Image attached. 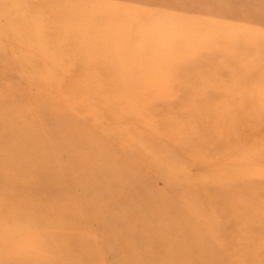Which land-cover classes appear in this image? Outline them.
Wrapping results in <instances>:
<instances>
[{"label":"rangeland","instance_id":"1","mask_svg":"<svg viewBox=\"0 0 264 264\" xmlns=\"http://www.w3.org/2000/svg\"><path fill=\"white\" fill-rule=\"evenodd\" d=\"M18 116L59 219L48 247L35 220L0 236L19 264H264V0H0Z\"/></svg>","mask_w":264,"mask_h":264},{"label":"bare ground","instance_id":"2","mask_svg":"<svg viewBox=\"0 0 264 264\" xmlns=\"http://www.w3.org/2000/svg\"><path fill=\"white\" fill-rule=\"evenodd\" d=\"M48 46L51 49L56 47L52 44ZM29 57L30 56H28L26 60H29ZM39 73L38 71L36 72L37 75H39ZM33 84L37 86L36 81ZM39 86L41 88L43 85L39 84ZM76 89L77 87L71 85L70 83H66L63 84L62 91L67 95H70L73 94ZM58 97L61 99L60 95H58ZM17 118L18 119L13 118L12 120L6 122L4 119H0V127H2L0 140L16 146V148L14 146L13 150L5 151V161H0V171L6 173L3 177H0V185L3 186V194H0V236H11L19 233V235L27 238L29 233L24 228V224L31 223L29 220H35L38 233H41L42 236L44 234L42 245L43 247H48L52 240L53 232H56L58 229L57 224L59 223H57V220L59 219L53 215L51 209H49V212H43L46 204L40 200L38 201L35 197L38 195L36 193L44 191V188L42 186V188L36 187L34 184L26 185L24 181H26V176L35 177L37 175H41L44 170L49 169V165L46 162V157L43 151L44 148H42L44 145H40V135L35 131L32 125L27 123L24 130L19 129V127L15 126V124L20 122L22 119H20V116ZM12 177L13 179H11ZM26 187H28L30 192L33 193L34 198H28L27 195H22ZM12 189L18 192V196L13 197L8 193L9 190ZM31 201L33 203L34 201L38 202L36 208L32 207L33 205L31 204ZM56 204L57 202H49L47 206L53 208L54 211ZM31 214L32 216H30ZM48 233L50 235H47ZM188 239H190L189 236L187 241ZM29 242V240L27 242L25 241L21 245L16 240H11L8 243L0 241V262L2 264H19L22 261V257H15L16 251H19L26 246H30ZM12 259H14V262H12Z\"/></svg>","mask_w":264,"mask_h":264}]
</instances>
